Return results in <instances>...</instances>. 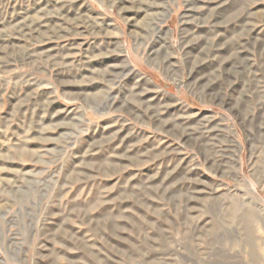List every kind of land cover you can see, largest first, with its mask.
I'll use <instances>...</instances> for the list:
<instances>
[{"label": "rangeland", "instance_id": "1", "mask_svg": "<svg viewBox=\"0 0 264 264\" xmlns=\"http://www.w3.org/2000/svg\"><path fill=\"white\" fill-rule=\"evenodd\" d=\"M0 264H264V0H0Z\"/></svg>", "mask_w": 264, "mask_h": 264}]
</instances>
